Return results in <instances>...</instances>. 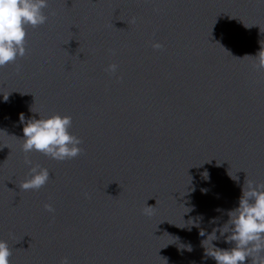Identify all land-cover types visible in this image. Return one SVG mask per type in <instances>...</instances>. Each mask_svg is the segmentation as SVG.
<instances>
[{"label":"water","instance_id":"95a60500","mask_svg":"<svg viewBox=\"0 0 264 264\" xmlns=\"http://www.w3.org/2000/svg\"><path fill=\"white\" fill-rule=\"evenodd\" d=\"M44 11L26 55L0 67L10 264H216L200 228L228 220L246 181L264 183V69L250 56L264 45V0H49ZM31 107L71 115L83 151L26 154ZM26 157L51 173L40 189L19 187Z\"/></svg>","mask_w":264,"mask_h":264},{"label":"clouds","instance_id":"9594fccd","mask_svg":"<svg viewBox=\"0 0 264 264\" xmlns=\"http://www.w3.org/2000/svg\"><path fill=\"white\" fill-rule=\"evenodd\" d=\"M48 2L49 0H0V67L15 63L18 57L26 55L27 26L37 27L48 21V15L44 11ZM153 47L162 48L163 45L154 42ZM250 56L255 58L256 68L264 69V45L255 55ZM19 67L17 65V70ZM117 68L118 65L113 63L106 70L115 73ZM8 96L3 99L7 101ZM31 111L39 113L34 112L32 107ZM20 123L23 124L22 150L26 154L36 151L64 161L77 157L83 151L82 139L70 131L71 115L39 113L38 119L33 116L26 120L21 113ZM25 163L29 166V172L19 187L23 190H37L45 186L51 176L49 170L33 164L27 157ZM206 178H209L208 173ZM202 191L206 192L207 189ZM45 207L50 212L54 211L51 204H46ZM153 207L155 206L148 205L145 214L151 215ZM216 211L224 210L217 208ZM227 215L229 218L222 225L218 223L220 216L210 219L209 223L215 225L210 233L206 234V230L200 228V236H206L202 240L205 249L203 259L211 257L216 264H264V183L246 181L242 186L238 206L228 210ZM191 221L189 225L196 224L199 227L196 221ZM221 240L230 247L221 248L213 243ZM186 248L188 251L193 250L190 244ZM11 254L8 241L0 239V264H10ZM61 264H70L68 257H64Z\"/></svg>","mask_w":264,"mask_h":264}]
</instances>
